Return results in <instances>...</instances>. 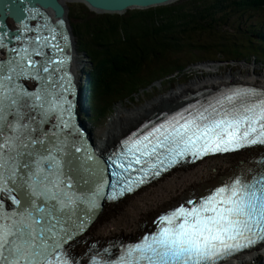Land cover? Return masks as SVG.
<instances>
[{"label": "snow or ice", "instance_id": "6c2138e0", "mask_svg": "<svg viewBox=\"0 0 264 264\" xmlns=\"http://www.w3.org/2000/svg\"><path fill=\"white\" fill-rule=\"evenodd\" d=\"M43 40L41 44V37H36L34 55H47L43 48L55 40V33ZM2 42L0 36V46ZM24 53L19 60L0 63V193H9L17 209L11 213L0 210V264H68L59 250L61 241L69 238L63 222L75 211L76 201L65 190L72 187L71 178L65 179L60 160L45 144L46 133L40 130L50 113L63 112V104L54 103L46 94L23 92L14 82L28 74L26 69L37 76L58 71L50 65H61L64 60L46 61L38 67L27 49ZM252 97L259 98L249 99ZM217 103L219 108L213 105L195 115L180 114L134 138L127 146V167L143 168L162 153L200 157L264 144V92L235 91ZM33 113L42 117L35 124ZM37 132L39 135H33ZM37 146L47 155L38 152ZM56 150L63 152L62 147ZM120 166L125 167L123 162ZM9 183L17 191L27 189L21 191V199L11 195ZM162 223L169 226L129 250L134 256L132 264H217L264 239V175L236 177L199 206L191 210L181 207L163 217Z\"/></svg>", "mask_w": 264, "mask_h": 264}, {"label": "trees", "instance_id": "16d2710c", "mask_svg": "<svg viewBox=\"0 0 264 264\" xmlns=\"http://www.w3.org/2000/svg\"><path fill=\"white\" fill-rule=\"evenodd\" d=\"M76 6L78 15L72 9L69 14L76 20L79 50L90 62V115L84 118L95 126L118 103L158 81L184 76L194 64L221 56L224 62L263 61L264 0H181L124 15ZM254 36L258 43L251 41Z\"/></svg>", "mask_w": 264, "mask_h": 264}, {"label": "bare ground", "instance_id": "6f19581e", "mask_svg": "<svg viewBox=\"0 0 264 264\" xmlns=\"http://www.w3.org/2000/svg\"><path fill=\"white\" fill-rule=\"evenodd\" d=\"M65 4L75 3L73 0H63ZM81 4V3H78ZM160 7V6H156ZM68 13H69V7ZM155 8V7H152ZM40 11V9H37ZM67 13V15H68ZM64 40L63 45H67L70 40V36L68 34L60 35ZM28 46L31 51L35 49L34 45L30 42L24 43ZM43 52L47 53V55L37 56L36 62L39 67L40 64H44L46 61L59 59L60 55L55 54L49 51L47 48H43ZM82 62V61H81ZM70 62H66L67 66ZM75 65V66H74ZM75 70H78V66L75 63V59L73 61V65ZM52 69H59L58 71H54L55 75H52L53 72L50 73H41L40 76L35 75V73L31 70L27 75L22 76V78L29 81H41V80H49L43 79L42 77H50V79L57 78L56 74H61L63 67H58L56 64L50 65ZM72 72V75H76ZM250 74L249 78L243 74L241 78L234 79V73H228L224 76H218L220 78L219 81H216L215 76H209L206 79H201L199 81L193 82L191 89L189 88H178L174 92H171L165 97H161L156 99L150 104L143 105L136 109H132L130 111H126L124 109H120L116 118L111 122L108 128H106L104 132V139L100 141L97 145L96 151L103 152L113 145H115L118 140H120L126 133H128L131 129L139 126L143 123L149 116H151V112H162L172 108H178L182 104L183 98L187 96L189 92H196L201 89H219L221 86H228L231 84H244V85H253L259 88L264 89V74L263 75H254L253 72L248 71ZM72 75L68 76V80L70 81L69 85L63 89L65 95H60L59 93L55 94H47L48 99L53 101L56 104H63V111L67 110L69 104V98L77 99L79 95V88L73 84ZM236 77L238 74L236 73ZM234 77V78H233ZM263 79V82L253 81L250 78ZM263 77V78H261ZM230 79V80H227ZM93 80V79H92ZM209 80L208 84L199 83L200 81ZM93 84V83H92ZM201 84V85H200ZM209 84H217L209 85ZM195 87H194V86ZM193 86V87H192ZM49 88H61L60 82H55L54 84L48 85V87L43 90ZM165 106V107H163ZM162 107V108H159ZM159 109V110H158ZM153 113V114H154ZM51 119L49 120L50 123ZM89 121V120H88ZM91 121V120H90ZM89 121V122H90ZM136 121L135 123H133ZM94 122V121H93ZM97 123V122H95ZM94 123V124H95ZM45 124V123H43ZM131 124V126H129ZM133 124V125H132ZM88 128V127H87ZM91 128V127H90ZM53 127L49 124L48 128L44 129L45 136V144L52 148V154L55 155L58 159H62L63 153L58 152L56 150L57 144L54 140ZM90 132V131H89ZM53 141V143L48 144V142ZM94 141V140H93ZM95 143V142H94ZM255 150L250 149L246 151H242L241 153L226 155V156H216L214 158L205 159L202 162L197 163L196 165H192L185 168L176 169L163 178H159L156 182L148 185L147 187L136 191L133 194L126 195L114 203L112 208L111 206L106 205L103 211L96 217L95 222L89 229V231L83 236V240L86 241L85 245H81L77 247L76 251H83L88 247V243L91 241H106L113 238H135L142 233V230H146L148 226H150L153 222L154 217L160 213L169 209L176 205L179 202H185L190 196H198L202 195L207 189L214 187L223 180H226L232 177L236 173V169L240 166V163L244 165L247 162L255 157ZM45 155L47 153L45 152ZM45 169H47L46 164L43 165ZM181 170H183L181 172ZM54 175V170H52ZM180 174L176 175L177 173ZM176 175V176H175ZM175 176V177H173ZM62 187V186H61ZM89 187L88 184L79 183L77 186L72 187L70 189H65L69 195L73 197V199H77L81 197L82 193ZM95 191H100V185L97 184L94 187ZM130 199V200H126ZM76 203L74 205L75 210L79 208H83L84 206L90 204V202L84 199L75 200ZM121 204H118L120 203ZM118 204V205H117ZM115 205V206H114ZM74 219L73 213L68 217V220L65 223V226L70 223ZM135 219V220H134ZM70 220V221H69ZM142 225L145 227L142 228ZM137 232V233H136ZM119 237H116L118 236ZM261 250H264V246L260 249H256L248 252L247 254L238 258V263L235 264H246L250 259H256L257 253Z\"/></svg>", "mask_w": 264, "mask_h": 264}, {"label": "water", "instance_id": "95a60500", "mask_svg": "<svg viewBox=\"0 0 264 264\" xmlns=\"http://www.w3.org/2000/svg\"><path fill=\"white\" fill-rule=\"evenodd\" d=\"M77 3L86 5L90 10L98 14H119L123 15L131 10H147L152 7L157 8L156 6H169L173 3L179 2L181 0H73ZM35 9H40L44 11L45 15H49L50 18L45 19V22L48 21L45 31H39L32 27L35 32H32L30 35L34 39L36 37H41V41L44 43V37H51L53 32L57 29L63 31H68L69 19H68V8L67 4L63 0H0V36H3V48L4 46H11V53H13V48L16 47L22 40L19 31H26V27L30 26L31 14ZM11 20L10 26L8 28V21ZM55 22V26L52 24ZM58 32V31H57ZM56 33V32H54ZM55 40H50L49 44L45 46L52 47V44H56ZM62 49V48H61ZM16 52V50H14ZM60 50H57L55 54L60 53ZM62 53V52H61ZM60 55V54H59ZM32 56H36L32 52ZM3 55L0 54V63L7 64L9 62H3ZM11 59L14 58L11 56ZM37 59V56H36ZM30 72V69H27ZM53 74V73H52ZM37 83V82H36ZM11 119V117H9ZM36 150L43 154L39 148L36 147ZM47 166V165H46ZM9 188L12 189L11 195H15L17 199H21V191H27V189L17 191V189L9 183ZM0 201L3 202V208L0 209L5 213H11L16 209V206L13 204L12 200L9 199V193L3 192L0 193ZM41 203H43L41 201ZM23 206V200H21V207Z\"/></svg>", "mask_w": 264, "mask_h": 264}, {"label": "rangeland", "instance_id": "374dc122", "mask_svg": "<svg viewBox=\"0 0 264 264\" xmlns=\"http://www.w3.org/2000/svg\"><path fill=\"white\" fill-rule=\"evenodd\" d=\"M177 3L178 2L173 3V4H177ZM76 4H78V3L77 2L68 3L67 6L69 7V10H71V9L74 10V13L76 15H78L80 9L78 8V6H76ZM131 11H133V10H131ZM69 13H71V11H69ZM69 13H68L69 26H71L70 27V28H72L71 31L74 34L73 42L75 44L73 47V51L76 52L75 63L78 66V70H75V68H74L75 65H74L73 71H75L74 73L76 74L78 80L80 81L83 66H85V68L87 70L89 68L90 64H89V59L87 58V56L79 50L78 38L76 37V35L74 33V31L77 32L76 28H75L76 20L71 19ZM242 40L244 42L249 41L248 38H244ZM251 41L254 43H258V37L257 36L252 37ZM79 52H81V55H79L80 54ZM263 57H264V54H262V52H261L260 58L263 59ZM217 60L218 61H215V62H224L225 59L223 56H221ZM244 62L245 61H241L240 63L227 62V63H219V64H208V65L199 66V67L195 66L194 68H191L186 74H184V76H179L170 82L167 81L166 83H163L162 81H159L160 82L159 84L154 83L153 86L148 88L145 93L139 94L136 98L131 99L128 102L118 103L114 107L112 113L109 114L108 117L103 119L102 120L103 122L98 124V126H94V125L88 123L89 126L87 129L91 133V138H92V140H94L93 142H95L94 144L98 145L100 143V141L104 139L103 137H104V132H105L106 128H108L109 125L111 124V122L116 118V115L118 114L120 109L130 111L132 109H136V108L141 107L143 105H146L148 103L150 104V102H152L156 99H159L161 97H165L168 94H170L171 92H174L175 90H177L178 88H184V87L189 88V86H191L193 84V82L199 81L201 79L204 80L211 75L217 77V78H215V80L219 81L220 78L218 76H224L230 72L234 73L235 78L234 77L233 78L235 80L237 78H241L242 76L244 77L243 74H246L245 76H247V78H249L250 74L247 73V70L253 72V74L256 76L264 74V64H262L263 62L257 61V64H256V62L253 60V58L250 60H247L246 63H244ZM236 73L238 74V77H236L237 76ZM261 78H263V77H261ZM250 79L253 81L263 82L262 80L264 78L260 79V77H257V78L253 77ZM203 80L200 81L199 83H202V84L207 83L208 84L209 80H207V81L206 80L203 81ZM227 80H230V79H227ZM209 85H215L216 86L217 84H209ZM189 89H191V87ZM183 99H181V100H183ZM88 101H89V93L87 95V102ZM163 107H165V106H163ZM159 108H162V107H159ZM154 112L155 111H152L150 114L152 115ZM135 122L136 121H134L133 123H135ZM129 126H131V124ZM182 171L183 170H181V172ZM181 172L177 173L176 175L180 174ZM175 176H173V177H175ZM126 200H130V199H126ZM118 204H121V202ZM111 205H113V204H111ZM111 205H108V206H111ZM107 207H105V208H107ZM112 207L113 206H111V208ZM116 237H119V235ZM246 264H264V250H261L259 253H257L256 259H250Z\"/></svg>", "mask_w": 264, "mask_h": 264}, {"label": "flooded vegetation", "instance_id": "af4514ba", "mask_svg": "<svg viewBox=\"0 0 264 264\" xmlns=\"http://www.w3.org/2000/svg\"><path fill=\"white\" fill-rule=\"evenodd\" d=\"M71 29H72V28H71ZM237 84H239V83H237ZM183 104H184V103H182L180 106H182ZM180 106H179V107H180Z\"/></svg>", "mask_w": 264, "mask_h": 264}]
</instances>
